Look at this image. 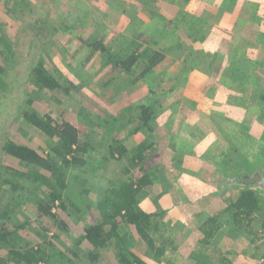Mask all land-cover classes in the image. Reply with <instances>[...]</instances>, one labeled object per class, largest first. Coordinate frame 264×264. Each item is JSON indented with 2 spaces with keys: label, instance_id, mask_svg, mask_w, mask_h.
<instances>
[{
  "label": "rangeland",
  "instance_id": "obj_1",
  "mask_svg": "<svg viewBox=\"0 0 264 264\" xmlns=\"http://www.w3.org/2000/svg\"><path fill=\"white\" fill-rule=\"evenodd\" d=\"M188 2L0 0V35L5 38L0 41V69L6 83V90L0 91V181L15 170H23L15 158L2 151L6 140L54 160L46 148L47 137L23 120L22 112L27 109L48 113L57 124L71 123L89 135V143L95 148L93 152L76 153V161L68 169L66 194L77 201L82 212L74 213L67 204L68 211L62 213L68 226L66 233L58 229L45 233L44 229L51 228V218L35 211L31 203L16 199L21 201L19 210L23 212L17 217L28 222L14 237L17 249L52 243L54 247H45L48 254L59 250L66 258H73L74 264H116L113 246L100 250L93 261L87 257L89 245L74 247L82 228L97 217L94 203L112 183L127 178L136 181L154 171L153 178L159 181L149 188L152 197H146V201L158 209L171 205L172 200L158 202L156 194L161 190L196 191L202 201L194 210L200 230L204 221L236 199L239 190L229 188L224 192L225 187L220 188L225 176L264 173V100L260 98L264 95V26L250 53L235 49L232 54L234 62L242 56L246 61L251 58L261 63L256 71L250 67L256 81L240 87L224 75L228 55L205 51L204 45H199L205 38L192 11L186 9ZM98 40L121 60L139 55L137 72L154 51L162 53L164 59L145 77L134 81L135 76L120 73L112 61L85 45ZM194 46L201 48L195 50ZM209 46L206 49L214 48ZM40 60L63 85L62 78L72 82L75 89L69 95L60 90H38L32 70ZM28 100H32L30 106ZM149 100L156 101L155 133H133L139 124L137 110L128 107ZM152 137L156 143L144 153L145 159L139 165L130 168L128 159L116 152L118 144L133 149ZM223 161L232 162L226 172ZM165 175L170 176L169 186L161 182ZM211 191L216 198L205 195ZM261 197L260 210L264 213V195ZM10 201L9 192L0 186V226L4 223L1 213ZM57 211L54 208L53 212ZM158 215L151 236L157 247L164 245L166 250L170 236L173 232L184 233V226L178 222L171 227L166 213ZM219 221L221 226L207 244L202 242L203 235L199 242L196 232V236L190 235L191 241L197 242L193 245L195 251L207 253L213 260L210 264H264L263 219L254 224L256 235L236 233L226 217ZM5 227L11 229L9 224ZM122 239L124 246L144 263L154 264L152 258L159 257L158 261L166 264L168 257L162 260L154 251L150 253L147 244L130 228L123 230ZM5 256L3 249L0 259ZM170 261L189 263L186 259Z\"/></svg>",
  "mask_w": 264,
  "mask_h": 264
},
{
  "label": "trees",
  "instance_id": "obj_2",
  "mask_svg": "<svg viewBox=\"0 0 264 264\" xmlns=\"http://www.w3.org/2000/svg\"><path fill=\"white\" fill-rule=\"evenodd\" d=\"M188 1L183 0L185 3ZM179 12L183 16L182 11L180 10ZM182 20L187 21L185 18H182ZM1 39L4 40V36L0 38V41ZM85 45L91 48L93 53H99L112 61L120 73L135 76L134 81L145 77L164 59L162 53L154 51L146 58L143 67L137 72L138 65L136 64L139 62V55L133 54L127 60H121L117 53L112 52L101 40L92 43L86 42ZM232 54H234V51L228 54V61L224 68V75L230 77L231 83L237 82L240 87H243L246 83L250 84V80L256 81V77L252 73L250 74V67H254L253 69L256 71V66H261V63L255 62L251 58L246 61L242 56H237L234 62L232 61ZM227 72L228 74H226ZM1 73L2 69H0V91L3 92L6 90V83ZM32 76L38 90L46 89L49 92L60 90L64 94L69 95L71 90L75 89L72 82L67 79L62 78L64 85L57 80L48 71L42 60L33 68ZM148 90L150 93L153 92L152 87H149ZM260 98L264 100V95L260 96ZM28 103L30 106L32 100H28ZM155 104L156 101L149 100L146 103H137L132 107H128V109L137 110V117L135 118L139 124L133 133L141 130L149 134L154 132ZM22 118L47 137L46 148L49 155H53L54 160L44 157L26 145L17 144L11 140H6L3 144L2 151L15 158L23 170H15L0 181V186L9 192L11 200L1 213L4 223L0 226V251L6 249V256L0 259V262L12 264H74L73 258H66L64 253L59 250L54 249L53 253L48 254L45 247H54L52 243H46L44 247L42 245H38L35 248L27 247L23 251L17 249L14 237L28 225V222H22L17 217L22 215L23 212L19 210L22 204L21 201L16 199L20 198L25 203H31L35 211L51 218V228L44 229L45 233L56 229L66 233L68 226L62 213L68 211L67 204L74 213L79 214L82 212L77 201L74 202L66 194L68 189V169L76 161V153L93 152L95 148L90 145L88 134L82 133L74 125L66 121L57 124L48 113L41 114L38 111L27 109L22 112ZM152 146L153 142L146 138L133 149H127L123 145L118 144L116 152L121 157L125 156L128 159L131 168L144 161V153L151 149ZM231 163L222 162L224 172L228 171L227 165L229 166ZM125 172H129V167L125 169ZM44 173L47 174V177ZM154 174V171H149L136 181L127 178L112 183L104 191L100 199L94 203L93 206L97 217L93 222L82 228L81 233L76 238L74 247L76 248L83 244L89 245L90 249L87 252V257L93 261L98 258L100 250L113 246L116 264H146L123 244L122 232L130 228L147 244L150 253L154 251L156 257L163 256L165 246L157 247L151 236L152 230L156 229V217L158 214L146 213L139 207L140 201L146 197L145 188L154 182ZM250 177L252 178L248 179V175L225 176V182L223 181V186H220V188L222 189L229 184L226 181L227 178H232V181H243L246 184L258 179L256 174ZM262 201L263 199L257 191L240 189L236 199L227 205L221 213L204 221L200 227V232L203 235L202 242L207 244L214 236L221 226L219 221L221 217H226L231 221L232 230L236 233L256 235L254 224L262 219L264 221V213L260 210ZM54 208L58 211L53 212ZM263 221L260 224L261 227H264ZM7 224L10 225L11 229L5 227ZM40 236L44 237L45 235L41 234ZM74 256L77 257V253L74 252ZM157 258L161 261L159 257ZM166 264L172 263L166 259ZM196 264L210 263L206 260L198 259Z\"/></svg>",
  "mask_w": 264,
  "mask_h": 264
},
{
  "label": "crops",
  "instance_id": "obj_3",
  "mask_svg": "<svg viewBox=\"0 0 264 264\" xmlns=\"http://www.w3.org/2000/svg\"><path fill=\"white\" fill-rule=\"evenodd\" d=\"M186 9L190 12L192 11V15L200 24L199 30L200 32L202 31L201 33L205 39L204 42H200L199 45L201 47L204 45L205 51L214 50V52L223 55L231 54L235 49H238L240 52L250 53V48H255L256 36H260V32L264 26V0H190L186 5ZM190 44L192 45V43ZM207 45L214 48L211 49L209 46L210 48L206 49ZM200 46H194L196 47L195 50L201 48ZM200 51H202V49ZM226 64L227 63H224L223 67H225ZM154 133L155 130L150 134L153 135ZM150 140L153 142V145L156 143L154 137ZM169 177L170 176L165 175L163 179H161V182H166V185L169 186ZM153 179L154 182L152 185L159 181L158 177H154ZM152 185L145 188L146 197H152L149 191ZM156 195L158 202H162V200L166 198H168V200L172 199L171 205L159 207L158 209L156 206L150 205L148 201H146V197H144L140 201L139 207L146 213H166L169 218V225L172 223L171 227H175L176 224L179 225L178 222L184 226V233L173 232L170 236L162 260L167 257L169 260L172 259L178 262L182 260L185 261L186 259V262H189L188 264H196L198 259L206 255L204 260L208 262H210V260L213 261L207 253L195 251L193 245H196L197 242L194 244L193 241H191L192 235L196 236L198 234V242L201 241L202 238L198 224L199 218L197 217L196 219L194 216V210L198 209L199 203L201 204L202 202L201 196H199L196 191H194V193H185L167 189L161 190ZM205 195L213 198L217 197L214 191L207 192ZM158 210L160 212H158ZM157 217H159V215ZM185 231L189 233L186 234ZM181 247H184L186 252L181 251ZM151 261H153L154 264H164V262L162 263L154 258H152Z\"/></svg>",
  "mask_w": 264,
  "mask_h": 264
},
{
  "label": "water",
  "instance_id": "obj_4",
  "mask_svg": "<svg viewBox=\"0 0 264 264\" xmlns=\"http://www.w3.org/2000/svg\"><path fill=\"white\" fill-rule=\"evenodd\" d=\"M254 174H256V176H258V179L253 181L250 184H246L243 181H240V182L232 181V178H227L226 181H228L229 184L227 186H225L224 192H226V190L229 188H233V189H237V190L250 189V190L257 191L260 195H264V173L261 174L259 171H256ZM220 186H223V183H221Z\"/></svg>",
  "mask_w": 264,
  "mask_h": 264
},
{
  "label": "flooded vegetation",
  "instance_id": "obj_5",
  "mask_svg": "<svg viewBox=\"0 0 264 264\" xmlns=\"http://www.w3.org/2000/svg\"><path fill=\"white\" fill-rule=\"evenodd\" d=\"M250 178H252V177H250V176H248V179H250ZM254 181V180H253ZM252 182V181H251Z\"/></svg>",
  "mask_w": 264,
  "mask_h": 264
}]
</instances>
